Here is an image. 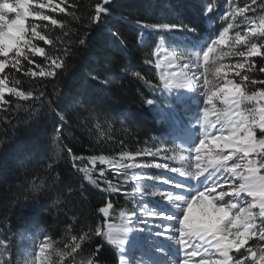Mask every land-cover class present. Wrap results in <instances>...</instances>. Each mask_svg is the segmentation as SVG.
Here are the masks:
<instances>
[{
  "label": "trees",
  "instance_id": "16d2710c",
  "mask_svg": "<svg viewBox=\"0 0 264 264\" xmlns=\"http://www.w3.org/2000/svg\"><path fill=\"white\" fill-rule=\"evenodd\" d=\"M252 2L246 14L264 19V0ZM97 4L107 9L98 17ZM216 5V0H62L50 22H28L24 39L30 44L20 45L21 55H11L0 75L13 90L0 104V239L10 237L14 252L18 233L42 209L38 221L53 243L51 264H117L115 249L95 230L105 231L120 210L130 208L110 193L120 188V178L111 174L85 184L83 171L103 178L104 166L90 168V159L137 157L168 133L179 118L178 104L161 89L152 49L175 32L188 46L214 35L207 22H213ZM163 24L182 26V33L145 27ZM254 44L259 55L236 80L249 94L264 91V31ZM255 137L259 141L263 134ZM108 204L111 218L100 212ZM8 253L13 258L10 248Z\"/></svg>",
  "mask_w": 264,
  "mask_h": 264
},
{
  "label": "rangeland",
  "instance_id": "374dc122",
  "mask_svg": "<svg viewBox=\"0 0 264 264\" xmlns=\"http://www.w3.org/2000/svg\"><path fill=\"white\" fill-rule=\"evenodd\" d=\"M27 5V12H23L24 16L31 13H37L41 15L53 14L60 10V4L62 0H24ZM111 0H109L110 2ZM246 0H216L217 4L213 12L216 14L213 17V22L208 20L207 27L214 32L208 34L198 40L197 45L188 46L183 42L182 35L174 33L172 37L161 38L155 47L152 49V64L157 73V76L161 82V89L166 96L173 98L175 103L178 104L177 112L179 118L173 120V124L170 127L168 133L164 134L158 140H153L148 146L144 147L141 151V155L132 156L124 155L117 158H104V163L100 162L101 157L92 158L89 160L90 168H93L96 164L103 165L104 174L103 178H96L92 175L93 172L88 169H84L86 174L83 177L85 184L94 183L96 180L103 182L104 178H108L107 175H114L120 178V188L112 187L110 189L111 194H118L121 202L125 206L130 208L122 209L118 213L117 222L115 225H121L124 218H129L128 223L124 226L130 228L129 240L127 241L131 247H136L138 244L144 245L148 248L144 249V254L140 258V255H136L130 264H159L163 247L172 246L179 238V233L176 232V226L178 227L177 219H161L160 216L150 215L152 212L161 213L165 216L172 218H180L183 215V209L174 203L166 201L163 197V193L171 191L173 194H181L182 198L186 201L195 199L196 195L201 191L200 188L204 187L202 181L203 176H207L208 172H204L201 180L187 181L188 178L181 176L180 172L195 171L196 164V149L199 147L200 138L199 133L200 125L202 121L207 118H211V126H220L216 123L218 116H224L225 113L231 111V103H225L224 97L221 96L220 89L227 88L228 92L224 94H235V87L239 86L240 91L245 96H252L238 83L237 77L239 72L245 71L250 67V60L253 57L259 55L257 48V55H247L248 50L254 44L255 38L259 37L264 31V19L249 16L246 13L249 8L253 6L252 0L245 8H239V5ZM104 2V0H103ZM45 5L40 7V5ZM209 6L206 7V13L209 14ZM240 9H244L241 13ZM20 13V12H19ZM9 18H14L15 14H8ZM44 20L33 15L26 19V27L30 20ZM46 21H51L50 17ZM231 25V27H229ZM228 28V32L225 33V43L213 45V51L209 53V57L206 60L203 56V52L207 51V46L211 44L212 40H219L220 33ZM24 30V29H23ZM179 31V34L182 33ZM237 34L242 38L243 42H237ZM144 35H141L143 38ZM23 43V42H22ZM21 43V44H22ZM31 47L34 48L35 42H31ZM20 44V45H21ZM17 46V43H16ZM15 46V47H16ZM34 46V47H33ZM14 47V48H15ZM30 47V48H31ZM13 48L7 55L0 48V75L2 70L10 62L11 55L15 54ZM211 50V45L209 46ZM240 52H244L245 56L239 55ZM7 55V57H5ZM173 60L175 65L187 75L192 82L193 92L184 95L179 91V87L173 84L170 80V88H165L161 77L167 78L168 71L165 67V62ZM157 61L160 62V67H157ZM243 65V67H240ZM219 69V71H217ZM1 79V78H0ZM9 89L0 81V104L3 101V97L9 94ZM216 93L209 102L208 97L212 96V93ZM264 92L258 91L256 94ZM264 107V98L256 95L254 99H244L241 102V111L249 115L250 113L258 114L257 110ZM252 132L256 142L255 133H261L264 136V132L261 131L256 123L252 126ZM202 133V132H201ZM54 135H50L53 137ZM48 137V136H47ZM54 138H56L54 136ZM55 142V140H54ZM220 148V147H219ZM259 149V148H258ZM225 154L228 151L225 149ZM157 152L159 154H157ZM144 154V155H143ZM143 156H147L144 159ZM209 153L205 148L200 151V166L203 168L208 163ZM248 159L260 160L261 157L257 153L250 154ZM237 157H233L228 161L229 167L234 163H239ZM163 164L166 167L158 168L156 165ZM259 167V165H257ZM178 169L173 172L171 169ZM211 171V169H208ZM243 171V170H242ZM264 171V169H261ZM101 175V173H99ZM262 174V173H261ZM229 173H224L223 176H228ZM169 181L165 183V181ZM176 180H185L186 187L177 189L175 187ZM229 180V179H228ZM218 186L216 190L223 186V177L217 182ZM111 186V185H109ZM209 186L211 182L209 181ZM115 188L116 191H112ZM232 190V189H231ZM221 191V190H220ZM219 191V192H220ZM225 192H227L225 190ZM155 193L156 195H153ZM207 201L208 198L205 197ZM250 200H243L247 207ZM229 202L228 200L224 203ZM235 203V202H234ZM206 209L199 220H193L190 226H202L205 223L210 222L215 218V208L213 204L211 209L207 208V204L204 201H199L197 205L193 206V214H198L199 206ZM108 206V205H107ZM106 206V207H107ZM186 207V205H184ZM215 207V208H214ZM46 208H52L51 205ZM213 210V211H212ZM233 210V212L237 211ZM254 216L253 228L255 235L250 231L248 238L240 248H233L229 251L231 257L230 264H236V261H241L243 264H264L261 257H264V243L261 242L260 232L263 231L262 223L264 222V216H260V209L254 207L251 209ZM42 209H38L37 216L27 227L26 230L18 233L17 244L18 249L14 252V244L10 237L6 242L0 244V260L5 264H51L50 253L53 250L52 240L47 235L44 227L38 221L39 217L43 214ZM105 218H111V208L108 209V215ZM184 215L187 216V209L184 210ZM207 215V216H206ZM113 223V222H112ZM112 223H108L112 224ZM167 225L168 230L165 231L164 227ZM107 231V228L106 230ZM75 238L71 239L74 240ZM107 243L114 248L117 252L118 249L111 241L106 238ZM130 241V242H129ZM70 242V244H71ZM237 242H240L239 240ZM253 244L250 247H246L245 244ZM137 244V245H136ZM69 247V245H67ZM140 247V246H139ZM9 248L13 251V258H9ZM43 249V251H41ZM116 252V253H117ZM253 255L254 259L250 260V256ZM206 260H217L218 256L211 255L205 258ZM12 260V261H10ZM183 261V260H182ZM118 262V261H117ZM188 264H200V261L191 260Z\"/></svg>",
  "mask_w": 264,
  "mask_h": 264
},
{
  "label": "snow or ice",
  "instance_id": "6c2138e0",
  "mask_svg": "<svg viewBox=\"0 0 264 264\" xmlns=\"http://www.w3.org/2000/svg\"><path fill=\"white\" fill-rule=\"evenodd\" d=\"M109 0H104V4H108ZM45 5L41 4L40 7H44ZM21 9V0H15L14 3H10L9 0H0V31L4 32L5 34L14 30L15 26L19 23H23V31H21L20 35L17 37V46L14 48L16 56L19 57L21 55V48L20 44L23 42L24 45L30 44L29 40H25V33L28 30L26 28V19L30 16H37L40 19L48 20L49 17L46 15H41L40 13H31L26 16H18V13ZM63 11V9H61ZM107 9L102 7L100 4L96 6V13L97 17L101 12H106ZM211 11V8H209ZM241 13L244 9H240ZM10 13H14V18H9ZM95 19V18H94ZM53 24L56 23L55 20L52 21ZM145 27H160L169 30L174 29H181L182 26H178L175 24H163V25H154ZM231 27V25H229ZM187 31H191V29H187ZM36 32V31H35ZM228 32V28H225L223 32L220 33L219 40H212L211 44L207 46V51L203 52L204 58L207 60L209 57V53L213 51V45L215 44H223L225 43V33ZM39 33V32H36ZM39 39L43 40L44 37L40 36ZM237 42H243L242 38L237 34ZM51 43L50 41H48ZM84 41H80L83 43ZM211 45V50H209V46ZM34 47V46H33ZM37 48H35L36 51ZM11 50L6 49V53ZM37 52V51H36ZM40 52V51H39ZM257 47L255 44L251 46L248 50L247 55H257ZM7 55L5 57H7ZM239 55L245 56L244 52H240ZM14 63H19L18 60L14 61ZM56 67H60L55 61H53ZM170 63V62H169ZM157 67H160V62L157 61ZM243 67V65H240ZM219 71V69H217ZM264 72V68L261 69ZM45 73H41L44 75ZM47 75H53L52 72L47 73ZM167 78L164 76L161 77L163 86L165 88H170V80L179 79L178 74H166ZM3 82V88L5 85V81L0 79ZM176 87L184 88L187 87V82H178ZM235 87V99L229 100L227 96H224L226 92H228L227 88L220 89L221 96L224 97L225 103H232L239 108L240 103L244 99H254L256 95H259L261 98H264V92H260L258 94L254 93L252 96H245L243 92L240 91L239 86ZM9 91H13L9 89ZM2 95V94H0ZM23 96V93H20ZM216 93H212V96L208 97V101L212 100V97L215 96ZM147 103H152L151 100H148ZM259 114V127L264 129V107H261L257 110ZM60 120H64V116H60ZM216 123L221 125L220 131H223L225 128H228L230 131L229 135H216L211 140L212 143H209L206 139H201L199 142V147L196 149V159L198 163L196 164L195 171H186L180 172L181 176L187 177V181H195L201 180L204 172H208L207 176H203L202 181L204 182L203 190L200 191L195 199H191L190 201H186L182 198L181 194H173V192L168 191L163 193V197L166 201L176 204L177 206L182 207L183 215L180 218H172L165 216L161 213L152 212L150 215L152 216H160L161 219H177L178 227L176 226V232L179 233L178 244L181 248H184L186 242L190 243L193 238L200 240L202 242H209L213 245L216 250L218 251L221 259L220 260H206L201 259L200 264H230L231 257L229 256V251L233 248H240L245 240L248 238V234L251 231L253 235H255V230L253 228L254 216L256 215L251 211L252 208L258 207L260 209L259 215L264 216V174H261V169H264V141H260L262 147L258 149L257 142L253 137L252 126L256 123V113H250L249 115H244L241 113L237 119H230L227 118V113L224 116H218ZM204 135L207 137L208 130H204ZM217 139H223L225 141V145H221L220 148H215V142ZM204 148L208 149L209 158L208 163L204 165L202 168L200 166V151ZM225 149H229L230 151L225 154ZM257 153L260 155L261 159H248L250 154ZM157 154H159L157 152ZM237 157L240 161L239 163H234L229 167L228 161L231 160L233 157ZM100 162L104 163V158H100ZM259 165V167H257ZM158 168L166 167L163 164L156 165ZM211 169V171H208ZM173 172L178 171V169H171ZM243 170V171H242ZM224 173H229L231 178L238 179L240 183L238 185L232 184L230 187L234 190L231 195L233 197H241L242 193H246L248 197H252L255 203H248L247 207H244L241 204L234 203V202H227V203H220L224 200L225 196L229 195L225 191L221 190L219 192L220 195H213L215 188L218 186V181L221 177H223L224 183L228 182L229 177L223 176ZM104 173L101 172V175ZM209 181L211 182V186H209ZM169 181H165L168 183ZM175 187L177 189H181L186 187L185 180H176ZM112 191H116L115 188ZM153 195H156L153 193ZM205 197L208 200H205ZM199 201H204L207 204V208L211 209L213 202L217 206L215 208V218L212 219L210 222L203 224L202 226H190L193 220H199L202 214L206 211L201 206H199L198 214H193V206L197 205ZM186 205V207L184 206ZM112 207V204H108L107 207L100 208V212L104 213L105 216L108 215V209ZM187 209L188 215H184V210ZM233 209H238L237 211L233 212ZM122 216V224L119 226L114 225H107V231H102L101 228H97L96 234L99 236H103L111 240L112 243H119L123 244V240H115L111 239V234L113 232H125L127 231L126 228L123 226L128 223L129 218H124L123 213ZM165 231L168 230V226H163ZM85 237H81L84 239ZM261 240H264V231L260 232ZM240 242H237V241ZM4 242L0 240V244ZM79 248L80 245L77 244L75 246ZM199 247V245L197 246ZM75 250V249H74ZM43 251V249H41ZM98 252V250H97ZM195 251L186 252L183 261H180L179 264H188V261L196 255ZM261 260L264 261V257H261ZM0 264H5L4 261L0 260ZM236 264H243L241 261H236Z\"/></svg>",
  "mask_w": 264,
  "mask_h": 264
},
{
  "label": "bare ground",
  "instance_id": "6f19581e",
  "mask_svg": "<svg viewBox=\"0 0 264 264\" xmlns=\"http://www.w3.org/2000/svg\"><path fill=\"white\" fill-rule=\"evenodd\" d=\"M9 2L14 3L15 0H9ZM23 12L24 13L27 12V5H26L24 0H21V9H20V13H18V16H21V17L24 16ZM21 31H23V23L22 22L17 24L15 26L14 30L7 33V34L0 31V48H2L5 53H6V51H5L6 49L11 50L16 46L17 37L20 35ZM165 67L168 71V74H178V76H179L178 80L177 79L172 80L173 84L176 85L178 82H187V84H188L187 87L179 88V91H181V94L188 95V94L193 92V90L191 88L192 82L187 77V75H185L180 70V68L177 67V64L175 65L173 60L169 59L168 61H166ZM227 97L229 98V100H231V99H235L236 95L231 93V94H227ZM231 105H232L231 111L228 113L227 118L237 119L241 113H243L244 115H247L241 111V103L239 105V108H237V106L235 104L231 103ZM258 121H259V114H257V116H256V124L259 127ZM220 128H221V125L212 127L211 126V118H207L205 121H202V123L200 125V131L202 132V133L201 132L199 133L200 138L206 139L207 141H209V143H212L211 140L213 139L214 136H216V135H229L230 134V131L228 128H225L223 131H220ZM205 129L208 130L207 137H205V135H204ZM259 129L264 132V129H261L260 127H259ZM253 137H254V134H253ZM260 141H264V136L262 137V139ZM260 141L257 142L258 148L262 147V145L260 144ZM221 145H225V141L223 139H217L214 147L219 148ZM205 149L208 150L207 148H205ZM227 150H229V149H227ZM239 183H240V181L238 179L231 178L229 175L228 182L226 184H224L223 186L221 185V187L219 189H217V190L215 189L213 192V195L214 196L220 195L219 194L220 190H223V191L226 190L227 191L226 193H229V195L225 196L224 200L221 201L220 203H224L227 200L229 202L231 201V202H235V203H238L241 205L245 204L243 202V200H250L249 203H255L253 198L248 197L246 193H242L241 197H233L231 195V193L234 190L230 187V185H232V184L238 185ZM200 190L202 191L203 187L200 188ZM213 204H215V203L213 202ZM233 210H236V209H233ZM111 225L119 226V225H115L114 223H112ZM123 227L126 228L127 231H125V232H113L111 234V239L123 240L124 243L123 244L112 243V242L111 243L115 247H117V249H118V263L117 264H130L131 261L133 263V258L135 259L136 255H141V253L144 254V252H145L144 249L147 251L148 248H145L144 245H140V244H138V245L136 244L137 245L136 247H131V245L127 242L129 240L130 228L128 226H123ZM198 245H199V247H197ZM192 251H195L197 254L194 255L191 258V260H196L198 262L201 259H205L207 256H211V255L218 256L217 260L221 259L218 251L216 250V248L213 245H211V243L202 242L200 240L193 238L190 243L186 242L184 248L180 247V245L178 244V240L172 246L167 247V245H166V247H163V250L160 254V256H161L160 259L162 261L159 264H179V262L184 259L185 253L186 252H192ZM191 260H189V261H191Z\"/></svg>",
  "mask_w": 264,
  "mask_h": 264
},
{
  "label": "water",
  "instance_id": "95a60500",
  "mask_svg": "<svg viewBox=\"0 0 264 264\" xmlns=\"http://www.w3.org/2000/svg\"><path fill=\"white\" fill-rule=\"evenodd\" d=\"M253 259H254V256H253V255H251V256H250V260H253Z\"/></svg>",
  "mask_w": 264,
  "mask_h": 264
}]
</instances>
